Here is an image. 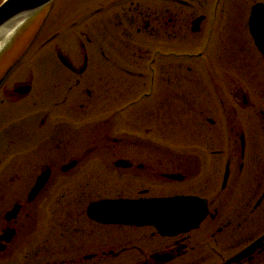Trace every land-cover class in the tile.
Here are the masks:
<instances>
[{"label":"flooded vegetation","instance_id":"af4514ba","mask_svg":"<svg viewBox=\"0 0 264 264\" xmlns=\"http://www.w3.org/2000/svg\"><path fill=\"white\" fill-rule=\"evenodd\" d=\"M260 4L131 2L115 39L104 8L70 38L51 6L18 31L0 52V264H264V158L241 122L264 134ZM178 197L204 204L195 228L91 216Z\"/></svg>","mask_w":264,"mask_h":264},{"label":"water","instance_id":"95a60500","mask_svg":"<svg viewBox=\"0 0 264 264\" xmlns=\"http://www.w3.org/2000/svg\"><path fill=\"white\" fill-rule=\"evenodd\" d=\"M56 0H5L0 6V31L20 18H29ZM251 32L264 56V5L254 8ZM93 218L119 224H151L163 233H178L195 228L207 216L204 204L194 198L158 199L151 202H107L97 206Z\"/></svg>","mask_w":264,"mask_h":264},{"label":"rangeland","instance_id":"374dc122","mask_svg":"<svg viewBox=\"0 0 264 264\" xmlns=\"http://www.w3.org/2000/svg\"><path fill=\"white\" fill-rule=\"evenodd\" d=\"M4 0H0V5ZM153 0H56V2L52 5H49L47 7H44L40 11L36 12L32 16L29 17V19L25 22V24L21 27L18 34L22 36H26L29 34L31 30H33L35 27L39 25L41 21L44 20L48 16L49 10L52 7H54V12L56 13V18H61V22L59 23V27L64 28L66 31V35L70 36V33H68V24L70 21H72L73 15L75 18H81L86 17L87 13H90L93 9L97 10L99 8H104L102 10L103 12L106 11L104 14L105 17H108V21L110 22V25L113 27V32L111 38L115 39L120 37L119 34H122V29L115 28V23L118 22L117 16L118 13L121 11L120 9L124 7V9H128L131 2H137V3H144L146 5L151 4ZM211 1V0H210ZM51 12V10H50ZM99 12V11H98ZM98 12L95 13V17H98ZM58 14V15H57ZM81 14V15H80ZM61 15V16H60ZM55 17V16H54ZM71 24H69V27ZM111 28V27H110ZM117 35V36H116ZM18 35H15L14 39L10 43V48L14 46V42L16 39H18ZM66 37V36H65ZM62 40H59V42ZM116 42L118 40L116 39ZM109 45L113 46L114 41H111L108 43ZM115 47H118V44L116 43ZM253 98L254 101L257 102V104H264V70H260V68H255L253 70ZM242 127L248 128L252 127V131H247L248 134H251L254 138L253 144H259L258 151H252V155L254 152L257 154L259 159L261 160L264 158V134L260 129L263 127V120L262 119H253L252 123L246 127L247 124H249L245 120H241ZM179 126V124L174 123V127ZM180 129V128H179ZM260 135H259V134ZM251 151V150H250Z\"/></svg>","mask_w":264,"mask_h":264},{"label":"bare ground","instance_id":"6f19581e","mask_svg":"<svg viewBox=\"0 0 264 264\" xmlns=\"http://www.w3.org/2000/svg\"><path fill=\"white\" fill-rule=\"evenodd\" d=\"M27 20V16L20 18L15 21L14 24H12L10 27L0 31V52L6 46L8 41L12 39L15 34H17V32L21 29V27L25 24Z\"/></svg>","mask_w":264,"mask_h":264}]
</instances>
